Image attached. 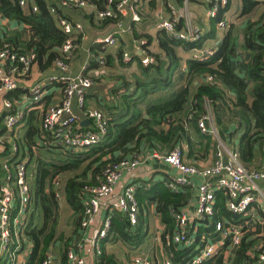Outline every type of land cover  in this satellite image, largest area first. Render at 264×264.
<instances>
[{
  "label": "trees",
  "instance_id": "1",
  "mask_svg": "<svg viewBox=\"0 0 264 264\" xmlns=\"http://www.w3.org/2000/svg\"><path fill=\"white\" fill-rule=\"evenodd\" d=\"M34 1L38 11L26 12L17 0H0V12L9 20L23 22L28 28L26 38H22L18 32L2 31L0 46L8 44L12 51L33 52L36 54L33 66H37L42 72L53 70L55 72L56 61L62 57L61 48L68 39V34L59 26L58 19L66 18L73 23L80 22L84 32L88 34L83 21L76 20L71 15L85 10L65 8L60 5V0ZM89 1L96 5L97 9H104L107 6V0ZM51 8H55V13H52ZM229 8L230 5L220 9L219 16L212 18V30L198 40H180L165 30L157 33L160 51H150L156 57V62L145 65L139 58V72L134 73L129 80L125 76L122 77L121 86L114 88L116 104L99 106L108 115V130L98 143L82 150L59 145L54 135L45 132L38 125V114L34 111L16 124L15 128L22 123L28 128L24 136L14 140L18 152L20 150L29 152L27 165L31 186V212L20 229L21 235L32 242L26 264H42L45 253L56 241L61 211V202L56 196L54 182L57 178H61L63 183V202L73 211L72 223L75 228H81L88 197L85 187L97 184L108 166L136 156L143 158L154 150L166 151L177 146L183 147L186 143L190 158L197 159L199 156L205 158L215 150L216 142L212 135L203 133L198 126L199 119L207 112L208 103L212 111L229 116L236 122L237 128L243 130L239 145L240 158L247 168L254 169L250 165L255 162L257 150L264 148V10L258 13L256 21L251 22L243 33L242 49L251 53L247 77L239 75L230 64V59L240 49L237 29L231 27L215 47V53L207 60L188 59L186 85L170 94L174 85V75L181 67L179 49L190 51L203 46L205 40L216 38L218 19ZM259 8V1L244 0L242 14L249 15ZM86 16L89 20L96 19L101 25L106 22L116 23L119 19L118 15L98 20L96 11ZM182 24L181 22L178 27L181 28ZM146 37L144 39L149 45V40L152 41L153 37L151 35ZM83 42L81 35L74 40L71 62ZM98 45V48L94 45L92 49L98 53L103 52L101 45ZM122 53L121 49L119 54L121 64L129 66L126 63L130 62L123 60ZM94 65L99 66L98 63ZM208 76L213 77L212 81L207 80ZM22 93L24 90L18 88L9 92L7 97L16 104ZM89 127L84 126L85 129ZM196 139H199L198 148H195ZM36 145L45 148L44 150L56 152L57 159L49 161L37 158L36 169H31L30 164L34 161L33 148ZM6 146V151L2 153L4 155L10 152L9 146ZM17 158L18 153L10 163L14 164ZM81 168L82 172L66 178L64 184L62 174L74 173ZM2 173L1 168L0 175ZM136 195L141 210L147 207L145 206L147 201H156V210L161 223L165 226L163 237L172 234L176 226L173 211L179 210L185 202L182 193L172 191L162 181L151 179L146 187H137ZM141 216L138 226L131 231L125 215L120 212L114 215L112 227L108 236L104 238V244L118 236L132 248H137L146 236L144 230L146 221L145 217ZM262 217L263 224L257 225L252 233L243 236L241 245L235 252L233 264H251L264 249V214ZM223 219L238 222L245 217L228 210L227 195L220 189L217 191L215 215L211 222L198 224L200 233L214 230L216 222ZM58 236L60 264H69L70 243L65 240L68 236H63L62 233ZM69 239L71 240L70 237ZM226 247L227 245L200 264H226L224 254ZM190 253L191 247H175L174 264H183ZM100 259L102 264H123L114 254H109L105 250Z\"/></svg>",
  "mask_w": 264,
  "mask_h": 264
},
{
  "label": "built area",
  "instance_id": "2",
  "mask_svg": "<svg viewBox=\"0 0 264 264\" xmlns=\"http://www.w3.org/2000/svg\"><path fill=\"white\" fill-rule=\"evenodd\" d=\"M140 1L107 0V6L104 9H97L96 5L89 0H60V5L78 10L93 8L98 20L119 15V19L115 23V30L106 37L96 40L98 44L102 45V48H106L117 45L121 35L133 33V27L126 25L125 21L129 15L134 22L142 21ZM205 1L208 3V14L211 18L219 16L221 8L224 9L232 4V0ZM17 2L26 12L38 11V6L34 0H17ZM185 2L187 9L188 0ZM170 9L172 17L159 15L158 27L160 29L184 41H195L201 38L202 30L193 22L191 17L183 13L186 9L178 11L173 5H170ZM51 11L55 13V8H51ZM227 11H224L218 19V28L222 31L228 28ZM183 15H185V20L182 22ZM3 18L9 20L0 12V20ZM181 22L183 24L179 28L178 25ZM58 23L63 31L68 34V39L61 48L62 57L56 61L57 71L55 70L48 77L34 83L16 104L7 97V94L18 88L20 76L31 72L36 54L12 51L8 44L0 46V106L7 113L4 122L7 130L11 131L25 117L27 105L42 102L48 93L47 85L50 83L58 84L62 97L59 101L46 107L42 128L45 132L55 136L57 144L82 150L98 143L106 135L108 115L99 106L87 107V95L96 84V76L86 72V64L81 71H73L71 55L74 54V40L78 35H81V40L85 41L89 38L88 34L84 32L80 22L73 23L66 18H59ZM1 29L0 33L2 32ZM136 42L141 62L145 65L155 63L156 57L150 53L148 41L142 38L137 39ZM215 49V47L207 45L196 47L191 50L190 57L205 61L215 53ZM123 60L130 62L133 60V55L129 51H124ZM97 62L101 67L106 65V60L103 57H98ZM212 79V76L207 77L209 81ZM76 107L86 112V117L92 121L93 127L84 128L83 119L75 111ZM198 126L203 133L216 138L215 153L211 163L197 164L187 161L185 158L186 146H177L166 151L154 150L149 152L150 157L177 169L178 172L172 177L168 187L174 192H181L186 195L183 206L179 210L173 211L176 221L173 233L164 237L163 234L161 236L160 240L164 248L162 264H174L173 249L175 247H191V253L183 264H200L226 245L225 263L233 264L235 252L240 247L243 236L255 230L253 227L257 225L254 223L263 224V221L257 219L255 221V219H249L248 216L257 198L264 197V193L258 187L259 181L264 180V167L260 169L247 168L240 158V151L228 149V144L218 139L209 103L207 104V112L198 121ZM17 150L18 147L13 141L11 153H17ZM141 161L142 158L138 156L120 160L104 170L103 176L97 184L85 187L88 197L81 222L82 229H89L95 224L98 215L105 207H110L125 215L130 226L136 227L139 224L141 209L136 195L137 186L132 183L122 186L121 181L124 172L134 171L141 164ZM1 168L3 173L0 175V264H26L32 242L21 235L20 229L30 215L32 203L27 158L21 157L14 164H11L10 160H4L1 163ZM54 182L57 191L56 196L62 203L64 200L62 180L57 178ZM189 186L195 189L192 195L188 190ZM220 189L224 190L227 195L228 210L242 214L245 219L238 222L226 219L216 222L214 236L218 240L213 243L209 242L208 238L212 237V232L202 231L201 233L206 236V242L201 243L203 234L197 230L189 233L187 226L192 220L199 223L212 221L215 215L217 191ZM194 195L197 201L195 211L191 214L186 208ZM111 227L112 217H106L93 243L94 254L97 257L103 254L102 240L108 236ZM195 232L200 237L194 242L192 235ZM65 240L70 243L68 248L69 264H88L87 257L80 253L77 242L74 239L70 240L69 237ZM198 243L201 245L194 254L193 251ZM24 244L25 248H23ZM56 246H58L57 243ZM60 263L58 250L56 251L54 244H52L45 253L42 264ZM156 263L157 260L146 255L142 249L132 251L127 261V264ZM251 264H264V249Z\"/></svg>",
  "mask_w": 264,
  "mask_h": 264
},
{
  "label": "crops",
  "instance_id": "3",
  "mask_svg": "<svg viewBox=\"0 0 264 264\" xmlns=\"http://www.w3.org/2000/svg\"><path fill=\"white\" fill-rule=\"evenodd\" d=\"M260 2V7L264 6V0H257ZM170 5L175 6L178 11H184L186 9L185 0H141L139 3L140 12L142 15V21L134 22L129 15L125 21L126 25H130L133 27V33L128 34L125 33L119 37L118 44L115 46H110L106 48H101L103 52H97L93 50L92 47L94 45L99 47L96 40L98 38L106 37L108 34L112 33L116 26L114 22H106L104 24H100L96 21V19H88L87 14H93L94 9L89 8L85 9V12H79L75 14H71L76 20H82L87 31L89 38L85 40L79 52L74 56L72 61L73 71L79 72L82 70L83 66L87 65V73L93 74L96 76V84L87 95V107H97V106H105L109 103L113 104L116 102V98L114 97L113 90L115 87H120L123 78L127 77V79H131L134 73H138V63H139V50L137 49V39L147 38L146 35H151L153 40H149V51L159 52V40L157 38V33L162 30L158 27L159 15L162 14L165 17H172ZM244 5V0H232V4L228 11L226 12V17L229 20L228 28L226 30H220L217 27V37L209 38L203 42L204 45L216 47L223 39L224 34L228 31L229 28L234 27L238 32V46L240 49L237 51L236 55L230 59L231 67L241 76L247 77V69L248 63L251 59V53L243 50V33L245 28L251 23L256 21L259 12L263 10H255V12L249 15H243L242 9ZM184 14H187L193 22L200 27L202 30V36L206 35L212 30V18L208 14V3L205 0H188L187 9ZM254 14V15H253ZM251 15H253L251 17ZM256 18V19H255ZM185 20V15L181 18L183 22ZM0 28L1 31L8 33L18 32L22 35V38H26L28 36V28L27 26L21 22L16 20H0ZM129 51L133 55V60L130 61L129 66L121 64V55L120 50ZM123 55V53H122ZM179 55L181 59V67L178 72L174 75V85L170 90V94L177 92L179 89L186 85L187 81V61L191 58V50H185L183 48L179 49ZM98 57H103L106 60V65L104 67L95 66ZM137 57V59H135ZM99 64V63H98ZM53 71L42 72L37 66H33L30 73L24 76L19 77V86L18 88H22L24 93L28 92L30 87L39 81L42 78L48 77L51 75ZM17 88V89H18ZM48 93L43 98L42 102L38 104H28L26 107L25 117H28L33 111L38 114V125L42 127L43 115L46 107L51 104L59 101L62 97V93L60 90V86L56 83H50L47 85ZM24 93L20 95L23 96ZM162 94V93H160ZM116 104V103H115ZM83 120H86V112L81 111L76 107L75 110ZM213 113V121L217 130L218 139H221L224 143L228 144V149L230 150H239L240 139L243 133V130L238 129L236 122L232 120L229 116L222 115L217 111H212ZM6 111L2 106H0V171H1V163L4 160H11L12 158H16L18 153V158L29 156L28 150L22 151L20 150L17 153H11V144L20 136H24L27 131V127L25 124H21L20 126L14 128L11 131H8L4 118L6 115ZM88 122L84 124L86 127H93L92 121L87 119ZM213 137V136H212ZM216 142V138H214ZM43 145H46L45 142H42ZM196 147H200L199 139H196ZM6 145L9 146L10 152L7 154H2L6 151ZM185 158L187 161L197 164H207L213 161L215 150H212L211 153L205 158L200 157L190 158L189 157V147L188 144H185ZM25 155V156H24ZM253 168H263L264 167V148H258L256 153V159L253 164L250 165ZM177 169L172 167L171 165L157 160L155 158L150 157L149 152L145 157L142 158L141 164L134 171H125L122 177L121 185L124 186L128 183L135 184L138 188L140 186H147V183L152 179L153 181H162L167 186L169 185L172 177L177 174ZM258 187L264 193V180L259 181ZM191 195L195 192V189L191 186L188 187ZM188 194V193H187ZM183 197L186 196L185 193H182ZM196 196L192 198L186 210L189 213H194L196 207ZM156 201H147L145 206L141 210V215L145 217V225L144 230L146 231V236L143 242L137 246V248H132L126 244V242L119 238L118 236L112 238V240H108L104 244V239L102 240L103 252L104 250L109 254H114L118 260L127 264L128 259L130 258V254L132 251L136 249H142V251L150 256L154 257L157 260V264H162L164 259V248L161 244V236L165 230V226L161 223L159 214L156 210ZM65 208L66 218L63 221L61 219V211ZM61 211H60V226L58 227V234L56 241L54 242L55 250L59 249L58 239L60 233L63 236H68L71 239H74L77 242L78 247L80 248V253L87 257L88 264H102L101 256L97 257L94 254V240L98 236L99 229L103 223V220L106 217H112L118 212L114 211L110 207H105L102 209L101 213L98 215L97 221L93 224L89 229L75 228L73 225L74 214L73 211L68 208L65 202L61 203ZM264 214V197L257 198V201L254 202L251 212L249 213L248 218L256 219L259 221H263L262 215ZM142 217V216H141ZM61 222H64V225L61 227ZM70 222V223H69ZM123 224V221H121ZM199 222L192 220L188 226V232L191 233L194 230L200 231L198 226ZM256 225H262L259 223H254ZM138 226V225H137ZM256 229V226L253 227ZM252 228V229H253ZM136 227L130 226L129 230H135ZM206 231V230H205ZM211 233L209 238L210 240H218L217 237L214 236V230L207 231ZM56 243L58 246H56Z\"/></svg>",
  "mask_w": 264,
  "mask_h": 264
},
{
  "label": "rangeland",
  "instance_id": "4",
  "mask_svg": "<svg viewBox=\"0 0 264 264\" xmlns=\"http://www.w3.org/2000/svg\"><path fill=\"white\" fill-rule=\"evenodd\" d=\"M264 9V6H262V7H260V10H263ZM260 13V12H259ZM254 15V14H253ZM253 15H251V17L253 16ZM259 16V14H257V16H253V17H258ZM256 19V18H255ZM45 149V148H44ZM43 149V147L41 148L39 145H36L34 148H33V151H34V153H33V157H34V161H33V163H31L30 164V168L31 169H36V160H37V158H39V159H41V158H43V159H46V160H53V159H57V155H56V152H50V151H48V150H44ZM30 168H29V171H30ZM80 172H82V168L80 169V170H78V171H76V172H74V173H72V172H70V173H64V174H62V177H63V181H64V184H65V180H66V178H68V177H70V176H72V175H75L76 173H80ZM61 213H62V215H61V219L64 221L65 220V218H66V212H65V208L63 209V211H61ZM64 225V222H61V227H60V229L62 228V226ZM60 226V225H59ZM201 234H203L202 236V240H201V243H203V242H206V236H205V234L204 233H201ZM263 236V235H262ZM198 237H200V235H198V233L197 232H195L193 235H192V241H197V238ZM213 237V236H212ZM210 238V237H209ZM208 238V239H209ZM216 240H210L209 242H215ZM201 243H198L197 244V246L195 247V249H194V251H193V253L195 254L196 252H197V250L199 249V247H200V245H201ZM157 264V263H156Z\"/></svg>",
  "mask_w": 264,
  "mask_h": 264
},
{
  "label": "water",
  "instance_id": "5",
  "mask_svg": "<svg viewBox=\"0 0 264 264\" xmlns=\"http://www.w3.org/2000/svg\"><path fill=\"white\" fill-rule=\"evenodd\" d=\"M82 122H83V124H86L88 122V120L86 119V120H83Z\"/></svg>",
  "mask_w": 264,
  "mask_h": 264
}]
</instances>
